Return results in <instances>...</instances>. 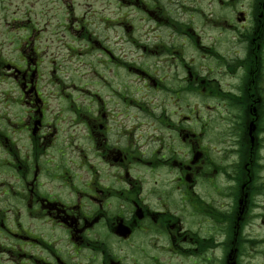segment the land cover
Listing matches in <instances>:
<instances>
[{
    "label": "flooded vegetation",
    "instance_id": "obj_1",
    "mask_svg": "<svg viewBox=\"0 0 264 264\" xmlns=\"http://www.w3.org/2000/svg\"><path fill=\"white\" fill-rule=\"evenodd\" d=\"M256 16L240 23L241 51L228 62L198 45L201 72L180 61L178 76L176 62L160 60L135 67L134 84L93 77L87 91L50 66L47 89L61 87V96L40 85L35 47L25 54L16 44L0 61V103L14 107L0 113V264H242L260 254L264 20ZM105 52L114 56L104 51L107 70L130 78L132 66ZM235 67L244 70L231 82Z\"/></svg>",
    "mask_w": 264,
    "mask_h": 264
},
{
    "label": "rangeland",
    "instance_id": "obj_2",
    "mask_svg": "<svg viewBox=\"0 0 264 264\" xmlns=\"http://www.w3.org/2000/svg\"><path fill=\"white\" fill-rule=\"evenodd\" d=\"M255 1L257 5L253 7V0H0V61L15 55L16 44L20 43L25 54L35 47L43 77L39 83L46 89L50 66H56V75L60 73L67 83L88 85L84 91L92 89L89 84L93 77H98V84L109 83L114 88L119 78L116 75L134 84L131 79L139 73L135 67L152 70L160 60H172L177 65L180 61L194 62L192 68L201 72L205 52L196 46L228 62L241 51L238 33L244 25L240 26L238 12H243L246 20L256 19L257 13L262 16L260 21L264 20V0ZM24 33L29 38L22 42ZM164 46L171 50L170 54L155 52ZM107 49L114 56L105 52L108 61L132 66L130 78L125 70H107L111 66L103 63ZM213 59L210 55L208 62ZM251 63L254 65L252 56L247 70ZM220 68L223 74L225 70ZM243 70H228L229 81H236ZM178 71V76H182L180 65ZM0 76L5 77L1 71ZM94 87L109 93L98 85ZM46 89L49 96L53 95L52 90L61 96V87ZM74 91L81 93L78 88ZM57 102L56 97L51 98L49 106L58 110ZM13 109L0 103V113L9 114ZM253 257L251 254L244 258L242 264H264V249L250 262Z\"/></svg>",
    "mask_w": 264,
    "mask_h": 264
}]
</instances>
